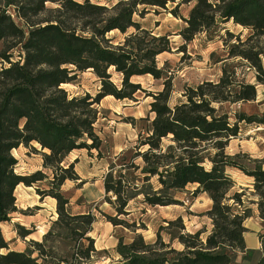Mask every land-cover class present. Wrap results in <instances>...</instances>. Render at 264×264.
I'll list each match as a JSON object with an SVG mask.
<instances>
[{"label":"trees","instance_id":"obj_1","mask_svg":"<svg viewBox=\"0 0 264 264\" xmlns=\"http://www.w3.org/2000/svg\"><path fill=\"white\" fill-rule=\"evenodd\" d=\"M170 2L176 0H117L111 5L92 0L0 3V264L93 263L98 251L89 233L97 217L91 210L77 214L69 210L70 198L61 187L66 180L80 177L75 162L65 161L76 149L101 148L95 130L98 105L107 96L135 100V94L143 89L131 79L146 74L164 80L162 90L151 94L154 117L148 119L146 134L140 133L135 151H121L109 160L103 182L105 201L116 215L101 213L113 225H125L120 216L130 213V201L141 196L150 206L181 204L175 193L195 184L194 194L206 193L212 201L205 214L213 229L203 240L202 230L186 232L182 217L168 221L170 227L179 226L178 233L172 235L183 245L182 250L160 236L153 243H147L141 234L129 243L120 238L115 250L121 264H231L237 252L247 251L244 233L250 213L244 207V193L233 191L236 183L227 171L234 168L253 177L259 217L264 220V159L241 152L229 154L227 148L238 137L241 122L264 125V112L261 116L237 113L232 121L217 105L254 101L257 88L236 80L225 64L218 81L187 86L184 99L170 105L172 76L157 63L158 55L172 50L169 34H156L135 20L136 14L145 15L148 6L168 10ZM48 3L56 6L48 7ZM181 3L192 4L188 17L180 15ZM169 12L185 22L178 35L186 43L203 33L211 35L219 21H233L249 29L245 39L236 36L227 59L247 60L256 70L257 81L264 84V50L259 42L264 38V0H181ZM112 31H119L123 39L108 36ZM18 47L17 59L13 50ZM183 49L185 45L178 50ZM110 69L122 75L121 86L111 80ZM86 70L101 80L95 96L88 92L71 95L63 88ZM34 142L40 149L32 146ZM21 145L40 151L43 167L51 174L42 170L19 174L13 151ZM46 179L49 188L36 190L42 198L56 200L57 218L41 241L27 240L33 230L15 223L18 237L27 245L24 250L12 249L1 224L18 211L16 188ZM259 239L260 255L253 264H264V233ZM58 240H65L63 251Z\"/></svg>","mask_w":264,"mask_h":264},{"label":"rangeland","instance_id":"obj_2","mask_svg":"<svg viewBox=\"0 0 264 264\" xmlns=\"http://www.w3.org/2000/svg\"><path fill=\"white\" fill-rule=\"evenodd\" d=\"M92 1L102 5H111L117 0ZM180 1L168 3V10L148 6L143 17L135 15V20L144 28L153 30L156 34H169L172 50L158 55L157 63L159 68H163L168 75L172 76L173 92L170 105L173 106L184 99L182 94L187 86H196L207 80L218 81L223 74L224 65L227 64L228 70L234 72L236 80H244L256 85L257 98L249 102L224 103L217 107L221 111L228 112L232 121L237 113L242 112L263 115L264 84L257 81L256 70L241 57L227 59L230 46L237 42L236 36L245 39L250 33L249 29L236 25L233 21H219V25L211 32V35L203 33L193 41L186 43L178 35V32L185 26V22L169 12ZM0 3H5V0H0ZM55 6V4L48 3V7ZM143 7L139 6V9H143ZM191 7L192 4L181 3L179 6L180 15L188 17ZM8 12L18 21L12 8H9ZM227 31L233 36L230 37ZM108 36H116V40L123 39V35L119 31H112ZM259 42L261 43L260 47L264 50V38H261ZM183 45H185V49L178 50ZM2 46V42H0V50ZM19 54L20 48H15L13 50L14 58L18 59ZM262 63L264 66V56H262ZM110 73L111 80L121 86L122 75L115 72L114 69H110ZM131 81L139 83L143 89L135 94V100H118L113 96H107L98 105L100 113L95 123V130L102 140L101 148L99 150L76 149L67 156L65 161V163L75 162V170L80 177L77 181L66 180L61 187L65 195L70 198L69 210L73 214L91 210L97 217L93 224V230L89 233V236L94 238L98 251L92 264H121L120 257L115 250L118 240L121 238L125 243H129L137 234H141L147 243L155 242L160 236L173 248L182 250L183 245L178 239L173 238V233H178L179 226L170 227L168 225V221L178 217H182L186 232L194 233L202 230L201 238L203 240L213 229L211 219L205 214L211 208L212 201L206 193L194 194L195 184H190L175 193L176 199L181 201V204L150 206L142 202L141 196L130 201L128 206L130 213L120 216L127 222L125 225L115 226L102 214L116 215L113 207L105 201L103 182L109 160L121 151L127 153L135 151L134 148L138 144L140 133L146 134V127L150 122L148 119L154 117V113L151 112V102L153 101L151 94L162 90L164 82L163 79H156L150 74L134 76ZM63 88L71 95H82L88 92L95 96L101 88V80L92 70H86L79 72L76 80L73 83L64 84ZM256 127H258L256 124L248 125L241 122L239 124L241 135H238L237 139L244 140V143L252 144V146L259 145L261 141L264 143V131L256 130ZM32 146L40 149L39 145L34 143ZM237 149L233 143L228 146L227 153L235 154ZM99 153H101V157ZM13 154L18 159L16 171L19 174L30 175L37 170H42L48 175L51 174L43 167V157L40 151H34L31 147L21 145L13 151ZM240 161L247 163L244 159ZM136 163L139 164L140 159L136 160ZM227 172L232 178L241 181V171L229 168ZM48 180L33 186H26L22 183L16 188L18 211L12 215L9 222L1 224L3 235L11 241L12 249L24 250L27 245L24 240L18 237L15 223L33 230L27 240L41 241L43 235L51 227L52 221L57 218L56 201L52 200L50 196L42 198L36 190L37 188L48 189ZM244 184L246 183L244 182ZM249 189L251 190H243L242 186L236 185L233 191L244 193L242 196L244 207L249 210L250 215H253L255 200L258 197L254 193L253 187ZM252 226H254L253 222L247 235L255 233ZM58 241L61 242L57 243V246L63 251L65 243L62 241L65 240ZM246 246L247 251L245 253L237 252L231 264H253L257 260L259 254L256 246L248 244Z\"/></svg>","mask_w":264,"mask_h":264},{"label":"crops","instance_id":"obj_3","mask_svg":"<svg viewBox=\"0 0 264 264\" xmlns=\"http://www.w3.org/2000/svg\"><path fill=\"white\" fill-rule=\"evenodd\" d=\"M256 130H259V131L263 130L264 131V125L256 127ZM248 133H249V131L247 132V134ZM239 135H241V132L239 133ZM244 142H245L244 140L240 141L239 139H237V138L235 139L234 138V139H232L230 141V145L229 146L233 145V143H234V145H236L237 148H238L236 153H239V152L247 153V154H249L250 157H252L254 159H260V160L264 159V143H263V141H261L259 143V145L255 144L253 146H252V144H246ZM262 166H263V169H264V160L262 162ZM234 170H238V169H234ZM240 178H241V181H237V179L233 178L235 183H236V185L238 187L242 186L243 190H251L249 188L253 187V181H254L253 177L245 175L244 173H242V175H240ZM244 182L246 184H244ZM257 200L258 199L255 200V210L253 212V215L251 214L245 221V227H246L247 230L244 233V238H245V241H246V245L248 244L250 246H256V250H257L258 254L260 255L261 243H260L259 235L261 233H264V220L259 217V211H258V207H257ZM252 222H253V224L255 226V227L252 226V230L255 233H252V235H247V233H249L248 229L250 228Z\"/></svg>","mask_w":264,"mask_h":264},{"label":"bare ground","instance_id":"obj_4","mask_svg":"<svg viewBox=\"0 0 264 264\" xmlns=\"http://www.w3.org/2000/svg\"><path fill=\"white\" fill-rule=\"evenodd\" d=\"M35 145H38V143L34 142ZM52 200L56 201L54 198L51 197ZM211 201V199H210Z\"/></svg>","mask_w":264,"mask_h":264}]
</instances>
